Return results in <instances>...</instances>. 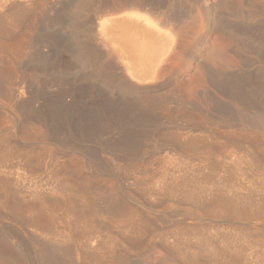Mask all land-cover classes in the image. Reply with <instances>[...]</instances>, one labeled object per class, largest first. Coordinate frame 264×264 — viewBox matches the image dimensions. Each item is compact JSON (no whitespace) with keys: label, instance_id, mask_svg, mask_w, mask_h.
I'll return each instance as SVG.
<instances>
[{"label":"rangeland","instance_id":"374dc122","mask_svg":"<svg viewBox=\"0 0 264 264\" xmlns=\"http://www.w3.org/2000/svg\"><path fill=\"white\" fill-rule=\"evenodd\" d=\"M37 1L42 0H28V2L26 0H0V5L20 3L22 9L25 10V13H22L23 15L28 14L26 11H29L26 10L27 7L25 6H31L29 8L31 9L30 12H32L26 16L22 15L24 19L19 24L21 26H17V28L12 27V36L7 39L10 44L20 41L17 44H21V47L24 46L23 53L18 58H10L8 63L10 64L13 61V64H10L11 72L13 71L12 75L17 74L15 75L16 79L14 78L15 76L12 78L20 82L17 83L14 81L23 88L20 89L18 94L19 99L15 102L16 106L9 104L0 97V182L3 180V182L10 181L16 188L14 190L19 189V194L21 193L20 195L16 194V198H24V202H33L38 199L37 197H45L44 199L47 198V201L58 199L60 193L56 189V186L58 182L65 178L61 177L62 175L66 176L65 170L67 173L73 175L67 174V179L71 176L73 180H87V176H90V178L88 177L89 181L87 180L90 186L94 187L98 183L94 188H97L101 182L103 189H101L100 185V187L98 186L100 188L99 190L112 195L116 194V198L120 197L118 200L121 202L123 208L125 210L129 208L126 210L127 213L133 212L130 214L133 222L136 221L135 223L140 224L148 223L154 227L152 228L153 231H150L151 233L145 239V243L149 244L152 242L155 244V248L141 258L136 257L134 253H126V256H129L127 258L129 260L131 259L128 264H190L188 262L177 263L165 257L161 246L162 237L160 232L165 231L168 233V230H171L168 240L173 242L178 238V241L180 240L181 242L179 244L185 251L189 247H192L193 250L189 249L188 251L196 250L198 252L204 251L205 249L207 251L227 249V253H230L228 255L232 256V258H229L231 259L228 260L229 262H235L234 258H238L236 260L240 261L241 264H264V241L262 240L264 239V212L261 210L264 207V130L256 124L243 123L241 120V108L244 104H239L240 102H235L227 96H224L216 89L214 84L207 80L204 70V64L207 63L211 68H215V71L218 70L228 78L229 76L230 78L231 76L236 78L235 75L237 77L238 75L239 77L241 76L245 81L253 78L252 72L256 70L257 65L247 67V60L244 63L242 61L244 59L240 60V56L238 54L236 55L231 47L229 48L227 42L223 40L222 35H218V32L212 28L211 14L218 19L222 18V20L225 19L232 22L240 30L248 27L251 37L257 40L258 38L260 39L262 37L261 39H263L264 37V25L260 24L261 20L262 22L264 20V15H252L251 12L248 13L245 10L248 14L245 13L241 17L237 14L233 15L230 12L227 13L222 10L216 11L214 9L215 11H212V7L214 4L216 5L217 0H199L195 4L197 8L194 11L195 13H193V16L196 15L194 19L198 16L197 20H199V23L196 20L195 24L192 25L191 23H194L193 18L184 21L186 22L184 26L189 29L193 30L195 25L199 27L195 26L197 28L194 29L195 32L193 34L187 31L183 32L184 29L187 30V28L181 27L183 30L180 28L183 23L180 26H175L171 21L168 23L164 21L165 24L167 23L165 25L166 27L158 25V28L161 30L165 28L164 30L168 31L171 36V43H168L165 59L159 66L161 73H159L158 77H160L162 82L158 77L146 81L134 79L126 70L124 60L114 46H107V48L109 47L108 50L100 49L99 57L104 61L106 66L114 70L120 67V72L119 74L117 73L119 76H117L120 80L123 79L122 81L118 80V78L114 79L113 72L110 71L112 82H115L112 88L111 86L108 87V85L103 84L101 78L93 77L92 73L95 71L93 68L82 66L71 55V46L67 45L70 40V30L64 24L67 21L66 16L59 14L67 0H46L41 3H37ZM170 1L172 3L174 0ZM192 2L191 0H184L185 6L187 5L186 7ZM34 3L37 4L34 5ZM203 4L209 5L205 7ZM201 5L206 9L211 8L210 13L207 14L206 9L201 7ZM3 9V7H0V15H4L3 12L5 11ZM129 11H134L133 14L135 15H144L155 24H162L163 22V18L159 16L153 18V16L137 6L123 8L118 10V12L112 13L105 12L104 14L103 12H98L101 13L100 17H97L98 13L96 15L94 11H90L87 13V18H91L89 21H91L92 27H95L96 22L100 21V18L111 17L120 12L126 14ZM208 17L209 19H207ZM259 18H261L260 21ZM46 19H50L51 24L47 23ZM160 20L162 22H159ZM208 21L210 22L208 23ZM134 22L133 26L137 31H146L151 36V31H148L149 29L147 30V27L144 26L145 19ZM171 24L174 26V29L170 27L169 30H171L169 31L168 26ZM177 27L182 32L177 29L180 33L172 35ZM96 30L95 27L92 34L97 32L95 37L100 38L99 31ZM210 30L213 31L211 32ZM91 42H89L90 46L93 45ZM15 44L14 46L17 45ZM25 47L27 48L25 49ZM187 52H191L190 55L193 57L186 55L188 54ZM39 53L41 58L38 56ZM103 53H105V56ZM169 57L171 61L168 60ZM112 58L114 59L112 60ZM198 60L204 62H200L199 64ZM111 61L114 64L112 63L111 65ZM201 63L204 64L202 65ZM163 65H168L167 69ZM162 68L165 69L163 70L164 72H162ZM14 69H17V71ZM166 70H170V72ZM104 72L105 70L103 74L108 73L107 71ZM114 74L116 76V72ZM160 74L162 75L160 76ZM121 75L123 76L122 78L120 77ZM124 76L127 77L126 79L129 82H125ZM92 77L94 78L93 80ZM235 78L232 81L237 79ZM113 79L120 82H117L116 85V81ZM58 81L61 83V86H58ZM63 81L70 82V85L75 86H78L76 84H80V82L88 84L84 87H92L94 85L93 88L100 92L104 98H111L110 104L106 108L107 110L95 109V104H92V102L98 103L95 96H86L84 94L81 96V92L78 90L76 93L80 97L77 99L82 98L83 101H88V107H90L88 111L91 112H88L87 109L80 111L77 108L71 109L73 111L65 110L64 108L67 105L74 102L70 94L66 95L65 103L67 104L66 106H62L63 109L60 112H44L48 111L45 109H43V112H36L35 110L41 108L40 105L44 99L52 98L58 94L57 92L70 87L68 84L65 85L66 83L62 84ZM123 82L131 88L134 87L132 89L140 92L144 91L143 93L146 92L145 94L151 95L153 93L152 95L154 96L163 97L168 105L172 107V109L169 107L172 111L171 114L173 112L175 113L173 117L170 116L172 119L167 118L165 112L162 113L161 110L147 112L144 108L137 105V99H135L134 95H130V93L127 94L130 99L126 103H122V92L118 85L123 84ZM245 85L242 86L241 84L240 86L247 88V85ZM62 86L63 88H61ZM177 87L178 89H176ZM172 89L175 91L172 92ZM93 96L94 98H92ZM169 96L170 100H168ZM256 96H254V99L250 97L249 104L251 105L248 106L250 113L255 111V106L262 107L264 105V95H262L263 99L259 97V100L258 96ZM176 98H179V100L182 98V102L180 101L179 103ZM188 101H192V105L194 103L196 104V108L198 107L199 109H197L199 114L195 106H191V103H189V106L186 103ZM175 103H179L181 106H176ZM23 104L25 105L23 106ZM184 107L187 110L183 112V109L181 113L179 108L182 109ZM173 109L177 110L178 113ZM189 109L192 112L188 111ZM200 112L202 113L201 116H199ZM195 113L198 115V118L195 116ZM189 114H194L193 121L197 119L198 124L196 122H186V118L184 119V117H187ZM175 115H178V117ZM38 116L46 122H53L51 132L42 134V127L34 121L35 118H39ZM206 118H209V121ZM231 119L234 123H232L233 121ZM71 129L77 133L80 130L82 133L90 130L91 138L87 136L80 139L74 135H69ZM164 131L175 132L176 139L179 137L178 141L182 143H178L177 140L176 143L174 141H172L173 143L168 141L166 139V133L165 136L163 135ZM177 131L179 134L176 133ZM253 135L256 136L254 137ZM191 138H195L194 142H196L193 145L195 149H193V146L187 145L190 141H193ZM126 140L133 149H127V154L115 148L116 144L119 142L126 143ZM255 143L257 144L255 145ZM217 145L224 147L220 150V147ZM184 148L188 149V151H185ZM81 150L87 151L89 157L86 158L78 155V152ZM74 161L75 163L73 164ZM64 168L65 170H63ZM57 173L62 174L61 176L59 175L63 178L62 180L60 177L57 178ZM83 175H86V177ZM78 176L80 177L76 178ZM91 177H94L95 179L93 178V180H98L99 182H93ZM102 179H104V183H102ZM108 186L110 187L108 188ZM92 187L88 189L89 192H92L91 195L96 191L95 189V191H90V189H93ZM106 189L108 192H106ZM193 195L196 196L193 197ZM197 195L200 196L199 199H196L198 197ZM214 195H219V198H225L227 196V199L230 200L231 198L233 202H238L239 207L241 206L242 209L245 208L243 211L247 212V216H244L248 219L242 216L229 215L224 209L223 211L222 209H215V214H219L220 212L219 215L214 214L215 216L205 213L206 210L203 212L205 203H213L214 208H217L215 205H218L219 198H215ZM124 196L126 197L123 198ZM125 199L126 203L130 205H126ZM240 203L245 204L241 205ZM197 204H203L204 209L202 205L200 207L199 205L196 206ZM1 208L0 215H3V217L0 216V228L15 232V237L18 236L14 239L15 243L22 239L21 242L25 244L29 252L38 242H52L50 238L53 234L51 232L56 234L63 228V225L65 227L68 225L66 232L70 233L68 234L70 236H74L73 232L75 231L74 228L76 225L81 227L85 224L97 225V228L101 232L94 233L93 235L91 233L93 238L91 241L93 245L91 247L100 248V250L95 249L100 253L109 250V247L106 249H101V247L111 245L108 242L110 236L120 240L118 245L119 249L121 245H127L121 239L122 235L120 232L116 230H111L112 232L108 231L109 226H113L112 223L119 221L121 224L122 218L124 219L125 217H121V220H119L120 218H113L110 216L107 208L104 209L102 207V210L98 208L96 211L89 212L90 214L87 213L88 216L76 222L77 224L73 228L71 227L73 225L71 223L74 221V214L72 215L71 212L67 214L61 208L54 209L56 211H53L51 208L52 213H50L54 216L56 215L55 219L57 222L55 220V226H58V230L56 231L36 229L32 226L22 224L19 222V219L12 217V214L8 215V211L5 208ZM135 209L137 211H131ZM98 210H101L105 215ZM252 210H261L262 213L258 212L255 215ZM90 216L93 217V220ZM250 217L251 219H249ZM86 218L91 223H87ZM126 219L128 220L130 218L126 217ZM119 223L117 224L120 225ZM176 225H182L186 228L193 227L191 230L194 234L189 228V232L191 233L186 232L185 234V231L181 232L179 229H176ZM69 228L72 229V232H69ZM195 228L196 231H194ZM107 232L110 235H106ZM179 232L183 234L180 236ZM208 238H210L211 244L206 245L205 241ZM99 245L102 246L99 247ZM228 248L231 249L229 250ZM231 250H235L232 252L234 254L236 253V255L238 253V256L240 254L242 261ZM79 256H81V251L75 253V257L79 258ZM221 260L223 261V257ZM221 260L219 259L218 261L220 262ZM231 262L230 264L236 263Z\"/></svg>","mask_w":264,"mask_h":264},{"label":"bare ground","instance_id":"6f19581e","mask_svg":"<svg viewBox=\"0 0 264 264\" xmlns=\"http://www.w3.org/2000/svg\"><path fill=\"white\" fill-rule=\"evenodd\" d=\"M26 1L28 2V0H26ZM42 1H46V0H42ZM42 1H37V3L38 2L41 3ZM191 1H193V2L188 7H186L187 5L185 6L184 0H174L172 3H171V1L169 2V0H67L65 2V4L62 6L59 14L66 16L67 21L66 20L65 21L67 23L64 21L65 22L64 24H66V27L70 30V34H69L70 40H69V43L67 45L71 46L70 52L72 53L71 55L73 56V58L76 59L77 62L80 63L82 66L88 67V68H93L95 70V71L91 70V71H94L93 73L91 72L93 77L94 78H101L103 84H106V85H108V87L111 86L113 88V86L115 85L114 84L115 82H112V78H111L112 76H110V71L113 72L114 79L118 78V80H120L118 77L119 76L118 74L120 72V70H119L120 67H117L118 69L116 70V68H115V70H114L113 68H109L108 66H106L104 61L102 59H100V57H99V54L101 52L100 49L103 48L104 50L105 49L108 50L109 47L107 48V46L112 45V46H115L117 49L122 51V59L124 58V56H126L125 54L128 55L127 57L132 56L131 57L132 62H129V63H131V65H133L132 63H134L136 72L135 71L132 72L131 75L137 77V79L138 78L147 79L150 75H152V76L154 75L155 78L158 77L159 73H161L159 66L162 63V61H164V59H165V54H166L165 50H168V48H166V45H168V43H171L170 33H168V31L164 30L165 28L163 30H161L160 28H158V25L165 26V25H167L168 22L171 21L172 23L175 24V26H177V25L180 26L183 23V25L180 26V28L181 27L187 28L184 26V23L186 25V22H184V21L190 20L191 18H193L194 23H191L190 21H188V22H190L192 25H194L198 16L196 17V19H194V16H196V15L193 16V13H195L194 11L197 8V6L195 4H197L199 2V0H191ZM19 2H21V1H19ZM37 3H34V5H36ZM207 5H209V4H206L204 6L206 7ZM21 6L22 5L18 2L6 4V5H4V4L0 5V7H3L5 9V10L3 9V11H5V12H3L4 15H0V55H1L0 56V97H2V99H4V101H7L9 104H13V105H15V102L19 99L18 94L20 92V89H22L23 87H20L17 84L20 82H17L16 80H14L12 78L17 74L16 73L15 75H12L13 71L11 72L10 64L13 61L10 64H8V63L10 61V58H14V57L18 58V56H20L23 53L24 46L21 47L22 46L21 44H17L20 41H18L16 43L15 42L16 40L14 42L17 45L14 42H12L16 45V46H14V44H10L7 39H9L10 36H12V34H11L12 33V27L17 28V26H21L19 24L22 23V21L24 19L22 17V15L25 13V10L22 9ZM132 6L133 7L137 6V7L142 8L143 10H145V12H147L148 14L153 16V18L159 16V17L163 18L162 19L163 22L165 21L167 23L165 24V22H164V24H163V22L161 20L159 22H162V24L158 23V21H157L158 24L152 23L153 21L151 22L144 15L133 14L134 11H129V13H126V14L123 12H120L117 14L113 13L115 15L112 14L113 16H111V17L100 18V21L95 20V21H97L95 27L99 31L100 38L95 37L97 30L95 31L96 33L92 34V31L95 30V27H92L93 25H91V23H90L91 21H89V19H91V18H87V16H88L87 13H89L90 11H94L96 13V15L98 12H103L104 14H105V12L112 13V12H118V10H120V9L132 7ZM204 6L201 5V7H203V8H204ZM25 7H27L26 10H29V11H26V12H28V14H26V15H29V13H32V12H30L31 9L29 8L31 6L28 5ZM209 7H211V6H209ZM213 7H215V8H213ZM213 7H212V9H213L212 11L222 10V11H225L227 13L230 12L233 15L237 14L238 16H241V17L243 15H245V13H247V12L248 13L251 12L252 15H256V16L257 15L259 16L260 14L264 15V0H217L216 5L214 4ZM204 9H206V8H204ZM245 10H247V12ZM205 11L208 14V13H210L211 8L210 9L207 8ZM100 14L101 13H98L97 17H100L101 16ZM26 15H23V16H26ZM211 17H212L211 18L212 20L211 19L210 20L212 23L211 24L212 28L218 32V35L219 34L222 35L223 40H225V42H227L229 48L231 47L232 50L235 52V54L236 55L238 54L240 56L239 57L240 60L244 59V60H242V61H244V63H245V60H247V63H246L247 67L248 66L249 67L255 66V64L257 65V67L255 68L256 70H254L255 72L254 71H253L254 73L252 72L253 78L245 81V80H243V78L241 76L239 77V75H238V77H237V75H235L237 79L234 77L236 80L232 81L234 79L232 76H231V78H233V79H231L230 76H229V78H230L229 79L228 77H226L224 74H222L218 70L215 71L216 70L215 68L214 69L211 68L210 65H207V63L205 62L206 64H204V63L203 64H204V70H205V73L207 76V80L210 81V83L214 84V86H216V89H218L224 96H227L228 98H230V100L232 99L235 102L236 101H238V103L240 102L239 104H241V103L244 104V105L242 104L243 109L241 108V112H242L241 120L243 123L247 122V123H251V124H256L258 126H261L262 129L264 130V105L262 107H256L255 106V111L251 112V113L249 112V108H248V106L251 105V104H249L250 103L249 100H251L250 97H253V99H254V96L257 95L258 100H259V97H260V99H263L262 95H264V37H263V39H261L262 38L261 37L260 39L258 38V40H257L256 38L251 37L248 27L243 29V30H240L239 28L234 26V24L232 22L225 20L224 18H223L224 20H222V18L218 19L216 17H213L212 14H211ZM255 18H258V17H255ZM143 19H145L144 26L147 27V30L149 29L148 31H151L150 32L151 36L146 31H143V30L137 31V29H135L130 24V22H134V21L139 22V21H142ZM158 19H160V18H158ZM207 19H209V17ZM260 19L261 18H259V21H260ZM52 20H54V19H52ZM198 21L199 20H197V23H199ZM46 22L51 24L50 19H46ZM209 22L210 21H208V23ZM260 24L264 25V20H263V22L261 20ZM171 25L168 26V30L170 27H173L171 29H174V26L173 25L171 26ZM195 26H197V25H195ZM195 26L193 27L194 29L198 27V26L197 27H195ZM141 27H143V26H141ZM93 28H94V30H93ZM183 28H181V29L183 30ZM175 29H176V30H174L175 32L172 30L174 33H172V31H171L172 35L173 34L175 35L176 33L179 34L180 32H178V30L181 31V29H179L178 27ZM194 29L192 30V29L187 28V30L184 29L183 32L187 31V32H190L193 34L195 32ZM188 30H191L192 32L188 31ZM13 32H14V30H13ZM90 41H92L91 44L93 43L92 46L89 45ZM178 42H179V40H178ZM179 43H178V45H179ZM176 44H177V42H176ZM163 47H165V48L163 49ZM26 48L27 47H25V49ZM188 51H189V49H188ZM25 53H26V50H25ZM187 53L188 54H186V55L189 56L191 52L190 53L187 52ZM195 53H196V51H195ZM104 54L105 53H103V55ZM38 56H39V58H41L40 53L38 54ZM191 57H193V56H191ZM113 59L114 58H112V60ZM168 60L171 61V58L169 57ZM106 62H108V61H106ZM198 62L200 64V62H204V61L198 60ZM112 63L113 62L111 61V65H112ZM163 63H165V62H163ZM15 64H17V63H15ZM128 64L127 63L125 64L127 71H128V69H127ZM170 65H169V67H171ZM205 65H207V66H205ZM114 66H116V65H114ZM164 67H166L165 69H167L168 65L164 66ZM12 68H13V66H12ZM14 68H15V66H14ZM147 68H149V71ZM165 69L162 68V72H164L163 70H165ZM168 69H170V68H168ZM14 70L17 71V69H14ZM104 70H105V72L106 71L108 72V73L104 72L106 75L103 74ZM166 71L170 72V70H166ZM114 72H116V76L118 75L117 77L114 76L115 75ZM122 73H124V72L122 71ZM124 74H122V75H124ZM82 75H83V73H82ZM111 75H112V73H111ZM122 75L120 76L121 78L123 77ZM161 75L162 74H160V76ZM93 77H92V80L94 79ZM135 77H134V79H136ZM14 78L16 79V76ZM124 78L126 80L125 82H127L128 81L126 79L127 77L124 76ZM158 78L161 81L160 77H158ZM66 80H68V79L66 78ZM122 80L123 79H121L120 81H122ZM14 81H16L17 83H15ZM59 81H60V79H59ZM59 81H58V84H59L58 86H61V83H59ZM64 81L62 82V84L66 83L65 85H67V84L70 85V82L67 83ZM83 81L85 82V80H83ZM114 81H116V85H117L118 81L117 80H114ZM84 82H80V84L79 83L76 84L75 82H73L78 86L70 85V87L66 88L65 90H61V91L57 92L58 94L56 96H54L52 98L44 99L40 105L41 108L38 110H35V111L36 112H43V109H45L48 111H44V112H60V110L63 109L62 106H66V104H67V103H65L66 102L65 97H66V95H69V94L73 98L74 102L72 104L67 105L68 107L66 106V108H64L65 110L68 109L70 111H73L71 109L77 108L80 111L83 109H87V111H88V108H90V107H88L89 106L87 103L88 101H83L82 98L77 99L78 97H80V95L79 94L77 95V93H76L78 90L81 92V96H83V94L86 96H91V95L95 96V99L98 102V103L92 102V104H95V109L104 111L106 108H108V105L110 104L111 98H104V96L100 92H98L97 90H95L93 88L94 85H92V87L91 86L84 87L85 85H88V84H85ZM87 82H89V81H87ZM130 83H132V82H130ZM136 83H138V82H136ZM241 84H242V86L246 84L247 86L246 85L245 86L247 88L241 87L240 86ZM23 85H24V83H23ZM162 85H163V83H162ZM118 86L122 92V94H121L122 95V98H121L122 103H126L128 101V99H130L129 96L127 95L130 93V95H134L135 99H137V105L141 108H144L147 112H154L155 110L156 111L161 110L162 113L165 112L167 118H171L174 116L173 114H175V113L173 112V114H171L172 111L169 108V107H171V105L169 106L167 101H165V99H163V97L154 96V95H152L153 93L151 95L145 94L146 92L143 93L144 91L143 92L141 91L142 92L141 93L140 91H138L136 89H132L134 87L131 88L130 86H128L124 82H123V84H120ZM178 87L176 89H178ZM61 88H63V86ZM140 88H141V90H143L142 87H140ZM173 88H174V86H173ZM169 90H171V89H169ZM180 90H181V88H180ZM173 91H175V90L172 89V92ZM110 92H111V90H110ZM112 92H114V91L112 90ZM166 94H168V93H166ZM259 95H261L262 98ZM94 96L92 98H94ZM170 96H169V99L167 98L168 100H170ZM179 98L178 99L176 98V99L180 103L182 98L180 100H179ZM118 100H119V98H118ZM175 100H172V101L177 102ZM172 101H169V102H172ZM90 103H91V101H90ZM179 103H177V104L175 103L176 106L177 105L181 106V104H179ZM186 103L189 106H190L189 103H191V106H195V108H196V104L194 102L193 103L195 105L194 104L192 105V101H188ZM25 104H23V106ZM187 104H185V105H187ZM172 105H174V104H172ZM17 107H18V105H17ZM95 109H93V110H95ZM171 109H172V107H171ZM179 109H180L179 111L184 109L183 112L185 110H187L185 107L182 109L181 108H179ZM193 109H194V107H193ZM197 109H198V107L196 108V111L199 110V109L198 110ZM173 110L177 112L178 108H177V110H175V109H173ZM74 111H77V110H74ZM188 111H191V110L189 109ZM77 112H79V111H77ZM88 112H91V111H88ZM181 113H182V111H181ZM198 114H199V111H198ZM201 114L202 113L200 112L199 116H201ZM193 115L189 114L187 117H184V119L186 118L185 119L186 122L189 121L188 123H194V122L197 123V121H196L197 119H195L193 121V119H194ZM175 116L178 117V115H175ZM195 116H197V118H198V115L196 113H195ZM204 118H205V115H204ZM207 120L209 121V118ZM231 120H230V122L233 121V120L232 121ZM34 121H36L40 125V127H42V131H43L42 134H47V132L49 133L52 131L51 129L53 128V122H50V123L46 122L45 120L41 119L40 117L35 118ZM242 122H241V124H242ZM196 123H195V125H196ZM232 123H234V121ZM235 123H237V122H235ZM237 125H240V124H237ZM243 127H245V126H243ZM34 129L36 130V128H34ZM173 131H175V130H173ZM173 131L172 132L164 131L163 135L165 136V133H166V136H167L166 139L170 142L174 141L176 143V140L178 141L179 137H177V139H176V134ZM176 133H178V131ZM69 135H74L80 139H83L87 136H89L91 138V131L86 130L82 133V131L80 130V132L77 133L76 131L74 132L71 129ZM191 139H193V138H191ZM194 139H193V141H190V143L187 145L192 147L196 142V141L194 142ZM187 140H186V142H188ZM254 142H256V141H254ZM258 142H260V141H258ZM178 143H182V142L178 141ZM256 144L257 143H255V145ZM222 145H223V143H222ZM224 145H225V143H224ZM221 146L220 145L218 146V147H220L219 148L220 150H221V148L224 147V146L223 147H221ZM115 148L118 149L120 152L123 151L122 153L127 154V152H128L127 149L128 150L132 149V146L130 147V143L126 140V143L119 142L118 144H116ZM193 149H195L194 146H193ZM215 149H217V148H215ZM184 150L188 151V149H185V148H184ZM78 153H79L78 155H82L86 158L89 157V153L85 150H81ZM74 163H75V161L73 162V164ZM63 170H65V168ZM62 172H64V171H62ZM65 173H66V176H67V174H69L66 172V170H65ZM77 173H75V174H77ZM57 174H58L57 178H59L62 175V174L60 175L59 173H57ZM66 176L62 175L61 177L66 178ZM80 176H78L76 178H79ZM83 176L86 177V175H83ZM88 177L90 178V176H87V180L89 181ZM63 178H61V180ZM65 178L62 181H60V179H59L60 182H58V184L56 186V189L60 193V196L58 199L54 198L55 200L47 201L46 200L47 198L44 199L45 197H37L38 199L36 198L37 200H34L33 202H31V201L30 202L29 201L24 202V200H23L24 198H21L23 200V202H22L20 197L16 198V194H19V189H17L15 191L14 189H16V188L13 186V184L10 181L7 182L5 180L6 182H3L4 181L3 180V181H1L2 183L0 182L1 183L0 184V206L5 208L8 211V215L12 214L13 216L12 215H10V216L19 219L20 220L19 222H21L22 224H26L28 226H32L33 228L42 229V230H46V231L58 230L57 229L58 226H55L56 222H57V220L55 219L56 215L54 216L53 214H51L52 209H53V211H56L57 210L56 208H61V209L65 210V212H67V214H69L68 212H71L72 215L74 214V221L73 222H75V223L72 222L71 224H73V225L72 226L70 225L73 228V226L75 224H77L76 222H79L81 219H83V217L88 216V214H90L89 212L96 211L98 208L101 209L102 207L104 209L107 208V211L109 212L111 217L116 218V219L120 218L119 220H121V217H125L124 219L126 221L122 218L121 224L119 223V221L116 223H112L113 226H109L110 228H108L109 229L108 231L112 232L111 230H116V231L120 232L122 235L121 239L127 245L124 243L126 246L121 245L120 246L121 248L119 249L118 245L120 243V240L114 239V238H112V236H110L109 241H108L111 244L110 246L103 247L102 245H99V247L102 246L101 249L102 248L106 249L109 247V250H106V251H103L100 253L99 251L95 250V249L100 250V248L91 247V245H93L91 243V241L93 239L91 236V233L93 235L94 233L101 232L100 229L97 228V225L85 224L82 227L76 225L74 228L75 231L73 232L74 236L68 235V234H70V233L66 232V229H68V225H67V227H65V225H63V228H61V229L59 228L60 230L56 234L51 232L53 234V236L50 238L52 240V242H38L33 247V249L29 252V251H27L25 244L21 242L22 239L15 243L14 239L16 237H18V236L15 237V235H16L15 232H11L10 230H5V229L0 228V264H128L129 261H131V259L129 260L127 258L128 255L126 256V253L130 254L129 252H131V253H134L136 255V257L141 258V257L147 255L153 248H155V244H153L152 242H150L149 244L145 243V239L153 231L152 228H154V227L148 223L140 224V223H135L136 221L133 222V220H131L132 217L130 215L133 212L127 213L126 210L129 208H126V210H125V208H123L121 202L118 200V198H120V197H118L119 194H117L118 198H116V194L112 195L109 193L102 192V190H99L100 188H98V186L100 187V185H101V189H103L101 182L99 183L97 188H94V187H96V185L98 183L95 186L93 184H91L94 186V187H92L88 184L87 180H81L80 179L81 181L80 180L78 181L75 178H74L75 180H73L72 179L73 177H71V176H69V179H67V178L65 179ZM93 178L91 179L93 182H95V183L99 182L98 180H96V181L93 180ZM71 181H72V183H71ZM92 181H90V182H92ZM102 181H103L102 183H104V179H102ZM111 185H113V184H111ZM110 186H108V188ZM90 187L93 188V189H90V191L96 190L93 195H91L92 192L88 191V189ZM111 187H113V186H111ZM111 189H113V188H111ZM106 192H108L107 189H106ZM111 193H113V192H111ZM115 193H117V192H115ZM190 195H188V196H190ZM194 196H196V195H193V197ZM214 196H215V198L217 197V199L219 198V195H217V196L214 195ZM222 196H225V195H222ZM125 197L126 196H124L123 198H125ZM199 197L200 196H198L197 198L195 197V198L199 199ZM191 198H190V200H191ZM215 198H213V199L215 200ZM51 199H53V198H51ZM218 201H219V202H217L218 205L217 206L215 205V207H217V208L220 207L218 209L214 208L213 203H210V204L205 203V209H204L203 204H200V205L197 204L196 206L199 205V207H200L202 205V208L204 209L203 212H205V210H206L205 213L210 214L211 216L215 214V212H216V211H214L215 209L216 210L222 209V211L224 209L225 211H227V214L235 215L237 217L247 216V212L243 211L245 208L242 209L241 206L239 207L238 202H236L237 203L236 204L235 202H233L231 200V198L229 200V199H227V196H226L225 198H223V197L219 198ZM125 203H126V199H125ZM244 204H241V205H244ZM101 205H102V207H101ZM126 205H130V204L126 203ZM1 207H0V210L2 209ZM49 209H51V210L49 211ZM54 209H56V210H54ZM130 209H132V208H130ZM248 210H250V209H248ZM261 210H263V212H264V207ZM261 210L260 211L259 210L258 211L252 210V212H254V214L258 213V212L262 213ZM104 211H106V210H104ZM131 211H137V210L135 209V210H131ZM100 213H103V212L101 211ZM216 214H218V213H216ZM219 214H220V212H219ZM0 216L3 217V215H0ZM92 216H94V215L92 214ZM252 216H253V214H252ZM126 217L130 218V219H128L129 222L126 219ZM90 218H92V220H93V217L90 216ZM246 218L247 217H245V219ZM86 219H87V223L88 222L91 223L88 220V218H86ZM107 219H109V218H107ZM249 219H251V217ZM55 220H56V222H55ZM124 221H125V223H123ZM111 222H113V221L111 220ZM21 223H20V225H21ZM117 223H119L120 225H118ZM181 226L182 225L177 226L176 229H179L181 232L185 231L184 232L185 234H186V232L191 233L189 231L193 227H190V228L187 227L186 228V227H183V226L181 227ZM4 228H6V227H4ZM69 229H70L69 232H72V229L71 228H69ZM186 230H188V231H186ZM170 231L168 230V233H166L165 231L164 232L162 231V233L160 232L161 237H162L161 246H162V249L164 251L166 258L171 259L177 263L188 262L190 264H200V263H202V264H230L231 261L229 262L228 260H231L229 258L230 257L232 258V256L228 255L230 253H227L228 252L227 249H215L214 251H207L205 249L204 251L198 252L196 250L188 251L189 249L193 250L192 247H189L188 250L185 251V249L182 248L181 245L179 244L181 242H180V240L178 241V238L173 242H170L168 240L169 235L171 234ZM194 231H196V228L194 229ZM192 233L194 234L193 231H192ZM107 234L110 235L109 232H107L106 235ZM182 234H180V232H179L180 236ZM190 236H192V234H190ZM71 237L74 239L71 240L72 239ZM16 240H18V239H16ZM51 240H49V241H51ZM208 240L205 241L206 245L211 244L210 238H208ZM262 240L264 241V239H262ZM79 241H81V242H79ZM225 248H227V247H225ZM228 249L230 250L231 248H228ZM77 251H81V256H79V258L75 257V253H77ZM232 251H235V250H231V252ZM232 253L234 254V252H232ZM234 255H236V253ZM132 256L134 257V255H132ZM236 256H238V253ZM222 257H223V261L221 260ZM226 257H227V259H225ZM238 257L242 261L240 254ZM218 258L221 260L220 262L218 261L219 260ZM236 259H238V258H234L236 263L234 261L233 262L235 264L240 263V261H237ZM233 262H231V263H233ZM242 264H244V263H242Z\"/></svg>","mask_w":264,"mask_h":264},{"label":"crops","instance_id":"0c3cea01","mask_svg":"<svg viewBox=\"0 0 264 264\" xmlns=\"http://www.w3.org/2000/svg\"><path fill=\"white\" fill-rule=\"evenodd\" d=\"M130 24L133 26V22H130ZM134 27V26H133ZM115 47V46H114ZM168 47V45H166V48ZM116 48V47H115ZM165 47H163V49H164ZM116 51L119 53V55L121 56V58H122V51L121 50H119V49H117L116 48ZM165 51H167V50H165ZM126 56H124V58H123V60H124V63L126 64H128L129 62H132V56H129V57H127L128 55L127 54H125ZM128 60V61H127ZM133 65H131V63H129L128 64V67H127V69H128V71H129V74L131 75V73L132 72H136V69H135V66H134V63H132ZM131 66V67H130ZM148 69V71H149V68H147ZM157 74V73H156ZM131 77H135V76H133V75H131ZM136 78V80H138V81H146V80H150V79H152V78H154V75L152 76V75H150L147 79H143V78H138L137 79V77H135ZM140 79V80H139Z\"/></svg>","mask_w":264,"mask_h":264}]
</instances>
